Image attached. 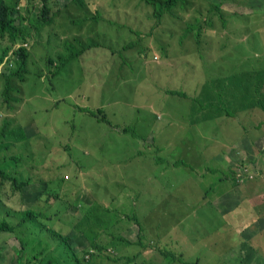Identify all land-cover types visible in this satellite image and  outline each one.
Instances as JSON below:
<instances>
[{
	"label": "rangeland",
	"instance_id": "obj_1",
	"mask_svg": "<svg viewBox=\"0 0 264 264\" xmlns=\"http://www.w3.org/2000/svg\"><path fill=\"white\" fill-rule=\"evenodd\" d=\"M3 1L0 264H264V0Z\"/></svg>",
	"mask_w": 264,
	"mask_h": 264
},
{
	"label": "trees",
	"instance_id": "obj_2",
	"mask_svg": "<svg viewBox=\"0 0 264 264\" xmlns=\"http://www.w3.org/2000/svg\"><path fill=\"white\" fill-rule=\"evenodd\" d=\"M47 1L48 0H42L44 11L48 10ZM145 1H146V3L152 5L153 10H154V16L160 18L166 10H170L173 7H175L179 2H186L187 0H145ZM9 9H10L9 5L5 4L3 0H0V36H5L7 34L10 38L15 39L17 37V35L20 34L21 31H19L17 29V27L15 25V19L10 16ZM50 20H51V18L48 17L47 21H50ZM78 55H81V52ZM71 57H72V55H71ZM26 58H27V52L24 51L23 63L26 60ZM2 60H3V55L0 59V64H1ZM21 72H22V69H21V67H19L17 73L19 74ZM259 104L264 109V101H259ZM86 110L88 113H90L94 116H98V113L96 111L91 110L90 108H87ZM100 118H101V120H105L108 123L110 122L109 119L104 114H102V116H100ZM3 130L4 129H1L0 135L5 133V130L4 131ZM123 130L125 132H128L129 126L124 127ZM135 136H139V135L137 134ZM0 147H1V143H0ZM0 175L2 177L10 178L13 182V186L17 189H20L25 184H27L24 181H19L16 176L7 175V173L2 169H0ZM22 214L23 215H22V218L20 220L21 225H26L27 223L32 222L33 219L38 220L37 214L32 209L25 210V211H23ZM135 221H136V218H135ZM136 224L139 225L138 235L140 237L142 226L140 224H138L137 221H136ZM13 230H14V227L9 225L7 222L3 221L0 224V233H2V232H13ZM49 231L55 233L56 236L60 237L61 245L64 246L66 248V250H68V252L71 254L75 264H82V261L77 256V254L74 250V247H73L72 243L70 242V240L61 234H57V231L55 232V230L52 228H50ZM53 238H55V237H53ZM170 254H171L173 259H176V260L178 259V260H182L185 262V260L182 258L181 255L178 256V255H175L173 253H170Z\"/></svg>",
	"mask_w": 264,
	"mask_h": 264
},
{
	"label": "crops",
	"instance_id": "obj_3",
	"mask_svg": "<svg viewBox=\"0 0 264 264\" xmlns=\"http://www.w3.org/2000/svg\"><path fill=\"white\" fill-rule=\"evenodd\" d=\"M176 94H179V93H176ZM136 161L140 164V162L138 161V159ZM113 169H118L120 171H127L125 169H122V167H121V165H120L119 162H110L108 165H106L103 168V171L105 173H108V172L112 171ZM139 170H142L141 164H140V166L138 168V171ZM162 173H164V170H163ZM146 180L148 182V185H147L148 189L154 188L156 190L159 187H161L167 194H170V192L167 191L166 186H165V181L168 180V178H165V181L158 182L157 181V178L153 175V176L150 177V179L147 178ZM151 202H152V200H151ZM240 225L243 226V223H241ZM51 228L54 229L55 232L57 231V229H55L54 227H51ZM57 233H58V231H57ZM80 234H82L83 236H85V234H86L85 229L83 227H75L74 226L73 230L70 232V236L72 237V239L71 238H68V237H66V238H68L70 240V242L72 243V245H73V242L75 241V236H78ZM53 239L57 240L60 243V239H58V238H53ZM60 246L62 247V245H60ZM248 246L249 245L247 244L246 247H248ZM73 247H74V250H75L77 256L80 257L79 256L80 255L79 254L80 252L77 250V248L74 245H73ZM248 258H250V262L249 263H246V264H253V262L251 261V259L253 260L254 256L248 255ZM57 259H58V261L60 263L62 262V260H60L59 258H57Z\"/></svg>",
	"mask_w": 264,
	"mask_h": 264
},
{
	"label": "bare ground",
	"instance_id": "obj_4",
	"mask_svg": "<svg viewBox=\"0 0 264 264\" xmlns=\"http://www.w3.org/2000/svg\"><path fill=\"white\" fill-rule=\"evenodd\" d=\"M260 134V133H259ZM257 135V134H256ZM257 138V137H256ZM259 140V139H258Z\"/></svg>",
	"mask_w": 264,
	"mask_h": 264
}]
</instances>
